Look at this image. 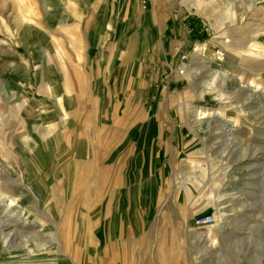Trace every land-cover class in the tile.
I'll return each mask as SVG.
<instances>
[{
  "label": "rangeland",
  "instance_id": "obj_1",
  "mask_svg": "<svg viewBox=\"0 0 264 264\" xmlns=\"http://www.w3.org/2000/svg\"><path fill=\"white\" fill-rule=\"evenodd\" d=\"M0 264H264V0H0Z\"/></svg>",
  "mask_w": 264,
  "mask_h": 264
},
{
  "label": "built area",
  "instance_id": "obj_2",
  "mask_svg": "<svg viewBox=\"0 0 264 264\" xmlns=\"http://www.w3.org/2000/svg\"><path fill=\"white\" fill-rule=\"evenodd\" d=\"M186 57L185 53H181L179 58L181 60H184ZM183 71V67H180L178 69V72H182ZM213 221V217L210 213H197L193 216L192 218V223L194 225H206V224H210Z\"/></svg>",
  "mask_w": 264,
  "mask_h": 264
},
{
  "label": "bare ground",
  "instance_id": "obj_3",
  "mask_svg": "<svg viewBox=\"0 0 264 264\" xmlns=\"http://www.w3.org/2000/svg\"><path fill=\"white\" fill-rule=\"evenodd\" d=\"M185 66H186V65H185ZM185 66H182L184 71H185ZM38 149H39V148H38Z\"/></svg>",
  "mask_w": 264,
  "mask_h": 264
}]
</instances>
